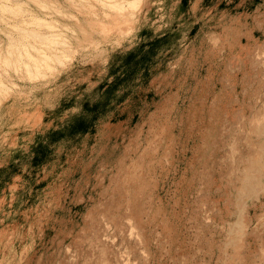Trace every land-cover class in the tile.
<instances>
[{"label": "rangeland", "instance_id": "rangeland-1", "mask_svg": "<svg viewBox=\"0 0 264 264\" xmlns=\"http://www.w3.org/2000/svg\"><path fill=\"white\" fill-rule=\"evenodd\" d=\"M60 1L64 63L2 74L0 264H264V0Z\"/></svg>", "mask_w": 264, "mask_h": 264}, {"label": "bare ground", "instance_id": "bare-ground-1", "mask_svg": "<svg viewBox=\"0 0 264 264\" xmlns=\"http://www.w3.org/2000/svg\"><path fill=\"white\" fill-rule=\"evenodd\" d=\"M58 1L54 3L52 0H0V25L7 32L6 35L4 34L7 37L5 46L0 44V103L2 97L7 95L12 86L8 79L4 80L6 77L2 78L3 73L7 75L13 71L22 77L35 80L52 68L54 63L59 65L64 63L67 54L65 49L68 45L66 34L64 36L62 32L58 31V33L55 30L53 18H45L46 16L43 17L32 9L34 5L39 12L50 17L54 14L64 15L67 9L65 10L62 6L59 8L56 5ZM60 2L68 5L69 8L75 7L88 12L91 11L94 4H100L111 10L108 12L105 9V17L116 25L122 22L130 23L133 12L129 11L127 6L134 9L139 3L132 0H61ZM3 30L2 33L5 32ZM261 135L264 139V129H262ZM262 151L264 153V141ZM240 181L241 189L235 195L234 200L237 213L242 217L246 211V205L239 196L254 199L264 193V165L260 166L259 171L249 168L248 174H242ZM229 230V236L226 237L227 244L237 247L246 231V223L243 218L230 225Z\"/></svg>", "mask_w": 264, "mask_h": 264}, {"label": "trees", "instance_id": "trees-1", "mask_svg": "<svg viewBox=\"0 0 264 264\" xmlns=\"http://www.w3.org/2000/svg\"><path fill=\"white\" fill-rule=\"evenodd\" d=\"M112 88H113L112 86H108V88H107L108 90L107 91L108 92H111L112 91Z\"/></svg>", "mask_w": 264, "mask_h": 264}]
</instances>
